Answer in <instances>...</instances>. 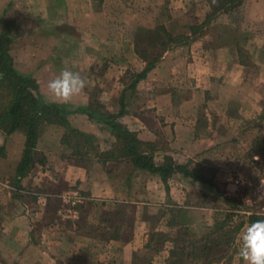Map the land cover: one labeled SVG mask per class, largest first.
Here are the masks:
<instances>
[{
  "label": "crops",
  "instance_id": "1",
  "mask_svg": "<svg viewBox=\"0 0 264 264\" xmlns=\"http://www.w3.org/2000/svg\"><path fill=\"white\" fill-rule=\"evenodd\" d=\"M192 1L196 0H169L167 6L159 3L153 5V8L165 12L158 24L172 35L190 36V41L163 51L154 67L130 89L148 100L151 107L153 102L158 104V110L151 113L144 108L145 112L141 113L143 110L140 107L117 118L143 141L155 143L161 138L165 148L174 149L183 160L197 151L198 137L203 134L202 129H197L199 124L196 120L200 117L194 110L200 101L198 93L212 86L217 56L220 52H228L226 45L212 44V41L219 40V36H213V33L204 31L192 36L189 25L193 22L186 15ZM200 2L203 6L204 0ZM93 3V0H0V19L8 23L10 42L7 50L14 69L34 79L44 101L48 81L67 67L79 71L87 86L71 103L62 105L68 109L87 105L88 89L96 86L106 110L116 113L121 92H113V73L109 78H103L96 74L97 69L107 61L113 62L121 51L120 46L127 55V62L137 61L138 58L133 51L132 36H122L119 32V2L110 7L104 0L98 5ZM206 8L201 11V16L208 11V6ZM235 8L240 10V18L246 25L255 24V39L262 40L264 0H241L231 10ZM229 13L230 9L217 13L207 23L208 26L218 25V21L227 23ZM126 24H130V20ZM142 67L139 66L137 71ZM167 83L191 90L176 102L179 108L177 112L172 113L167 109L172 102L165 90L152 98L155 87H166ZM201 102L209 103L203 98ZM67 119L71 128L96 133L93 119L83 113H71ZM200 120L207 121V118ZM154 121L156 124L150 125L149 122ZM57 130L60 133L64 131L54 124L39 126L35 156L41 152L43 162H33L21 177L15 175V169L22 155L24 134L20 130L9 134L0 130V264H86L89 250L96 249L92 246L89 248L87 237L78 229L81 228L78 211L68 210L66 213L53 208L55 177L63 175V179L78 187L87 200H100L103 207L110 204L115 206L121 201L104 170L109 161L104 165L95 163V168L90 171L82 165L62 164L61 159L53 156L56 147H64L60 143V135L57 139L54 135ZM106 229L109 231L107 241L95 244L101 251L96 250L100 257L98 264H133L137 251L151 248L146 242L150 228H130V236L125 240L120 237L121 228L115 232L118 235H113L111 228ZM171 229L174 228H168ZM168 252V248L152 250L149 264H162Z\"/></svg>",
  "mask_w": 264,
  "mask_h": 264
},
{
  "label": "rangeland",
  "instance_id": "2",
  "mask_svg": "<svg viewBox=\"0 0 264 264\" xmlns=\"http://www.w3.org/2000/svg\"><path fill=\"white\" fill-rule=\"evenodd\" d=\"M101 1L93 0V4L98 5ZM117 2L119 32L122 36H132L133 51L135 48L143 50L148 59L161 56L162 46L159 40H155L157 33L152 31L159 25L157 21L165 12L153 8V5H169V0H104L109 7ZM200 5V0L189 2L186 11L188 20L193 22L189 25L192 36L204 31L213 33V36H219V40L212 41V44L226 45L228 52H220L217 56V70L212 77V86L198 93L200 101L194 106L195 113L200 119L207 118V121L196 120L199 124L197 129H202L203 133L198 137V149L183 160L174 149L165 148L161 138L155 143L144 142L154 147V162L161 163L165 157H169L173 163L183 164L187 170L208 180L210 185L174 173L167 178L165 189L158 176L134 169L127 159L107 160L109 163L104 170L121 201L115 206L110 204L103 207L100 200L86 199L74 207L81 217V228L78 229L87 237L89 248H96L89 250L86 264H98L100 257L96 250L101 251L95 244L107 241L109 231L106 228H111L113 235H118L115 232L121 228L123 231L120 237L123 240L129 238L130 228H150L146 242L152 250L168 248L176 253L168 255L162 264H245L238 257V241L240 234L250 224L248 216L260 211L253 193L260 179L264 178V38L258 41L255 39L257 27L255 24L246 25L237 8L230 9L227 23L218 21V25L209 27L207 23L214 15L227 10L213 13L208 0H204L205 6ZM206 6L208 11L201 16V11L207 10ZM196 13L200 15L196 16ZM127 20H130V24H126ZM184 36L174 35L167 49L189 43L190 36L188 39ZM120 50L118 57L113 62L104 63L96 74L109 78L113 73L115 82L112 89L114 93H123V113L140 107L154 113L158 110V104L153 102L151 107L150 102L137 91L127 88L131 74L145 63L137 53V61L127 62L122 46ZM140 90L143 88L140 87ZM164 90L171 98L172 104L167 109L172 113L179 109L176 102L191 91L167 83L166 87L156 86L152 98L164 93ZM109 91H112L111 88ZM192 91L195 92V89ZM99 92L96 86L89 87L91 108L109 113L100 101L102 95ZM202 98L209 103L201 102ZM93 123L96 133L89 134L94 136L92 144L97 147L96 151H108L115 147V137L109 127L101 121L93 120ZM119 123L127 128L125 124ZM149 123L152 126L156 124L155 121ZM62 133L55 131L56 139ZM76 148L65 145L62 148L56 147L53 156L61 159L62 164H81L90 171L95 168V163L104 165L106 162H102L94 153L84 157L71 154ZM35 158L39 160L44 156L39 152ZM44 163L47 164L45 160ZM63 178V175L55 177L54 199L51 203L53 208L67 213L69 209L62 203L60 194L66 189H80L68 184L69 181ZM256 215L264 217V214ZM139 221H145L144 225L137 224ZM151 248L137 251L133 256V264H149ZM159 256H162L161 253Z\"/></svg>",
  "mask_w": 264,
  "mask_h": 264
},
{
  "label": "trees",
  "instance_id": "3",
  "mask_svg": "<svg viewBox=\"0 0 264 264\" xmlns=\"http://www.w3.org/2000/svg\"><path fill=\"white\" fill-rule=\"evenodd\" d=\"M240 1L208 0L213 13L231 9L238 5ZM152 32L157 33L155 40H159L163 51L170 47L174 35L167 32L160 24L155 26ZM159 34L162 35L163 41ZM184 38L188 39L189 37L184 36ZM9 42L8 23L0 19V130L5 134L20 130L25 138L22 155L15 169L17 177L23 176L33 162H43L42 158L39 160L35 158L38 128L41 124H54L64 129L60 136V143L72 149L74 146L77 147L71 151V154L75 153L80 157H84L88 153H94L95 156L101 158L102 162L127 159L134 169L158 176L165 189H167V178L174 173L210 185L208 180L187 170L183 164L173 163L169 157H165L161 163L154 162V147L149 142L139 139L134 132L129 131L117 121V117L123 113L124 109L122 92L119 97V110L114 114L98 112L91 108L90 103L68 109L62 104L45 102L39 94L34 79L18 73L14 69L7 50ZM135 53L145 64L142 69L131 74V80L127 85L128 89H133L136 83L145 77L146 73L154 67L160 58V55H157L148 59L143 50L139 51L136 48ZM71 113H83L95 121L106 124L115 137V147L108 151H96L97 147L92 144V138L94 137L92 134L69 126L67 116ZM258 219H264V217L256 214L248 216L249 223ZM168 255L172 256L176 253L170 249Z\"/></svg>",
  "mask_w": 264,
  "mask_h": 264
},
{
  "label": "clouds",
  "instance_id": "4",
  "mask_svg": "<svg viewBox=\"0 0 264 264\" xmlns=\"http://www.w3.org/2000/svg\"><path fill=\"white\" fill-rule=\"evenodd\" d=\"M86 86V80L79 71L62 68L48 81L45 102L69 104ZM257 200H264V192L257 195ZM238 244V257L245 264H264V219L251 222L240 234Z\"/></svg>",
  "mask_w": 264,
  "mask_h": 264
},
{
  "label": "built area",
  "instance_id": "5",
  "mask_svg": "<svg viewBox=\"0 0 264 264\" xmlns=\"http://www.w3.org/2000/svg\"><path fill=\"white\" fill-rule=\"evenodd\" d=\"M264 192V178L260 179L255 187L253 196L254 201L259 205L260 211H256L255 214H264V200H257V195ZM60 199L69 210H74V207L81 204L86 200L85 196L76 188L66 189L60 194Z\"/></svg>",
  "mask_w": 264,
  "mask_h": 264
}]
</instances>
